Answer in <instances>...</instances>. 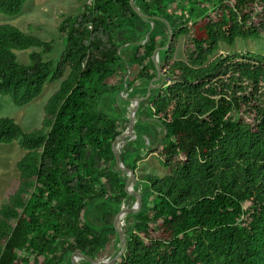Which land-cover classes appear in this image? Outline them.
I'll list each match as a JSON object with an SVG mask.
<instances>
[{"label":"trees","instance_id":"16d2710c","mask_svg":"<svg viewBox=\"0 0 264 264\" xmlns=\"http://www.w3.org/2000/svg\"><path fill=\"white\" fill-rule=\"evenodd\" d=\"M29 1L0 0V15L18 16ZM91 1L59 26L65 49L56 62L45 58L53 42L0 25V97L24 107L61 82L42 128L28 133L0 118V147L20 141L27 152L0 209V264H72L75 253L121 250L111 249L120 242L113 218L132 197L112 146L129 123L118 106L129 103L118 100L126 84L167 134L148 152L126 144L122 161L136 171L156 154L170 175L139 180L148 194L128 216L126 252L114 264H264V54H219L240 40L264 42V0H134L154 18L144 44L151 24L130 0ZM163 20L174 37L159 52L157 79L153 56L169 42ZM24 51L27 64L17 56Z\"/></svg>","mask_w":264,"mask_h":264},{"label":"rangeland","instance_id":"374dc122","mask_svg":"<svg viewBox=\"0 0 264 264\" xmlns=\"http://www.w3.org/2000/svg\"><path fill=\"white\" fill-rule=\"evenodd\" d=\"M91 4L92 1L89 0H31L27 2L18 16L9 17L6 15H0V25H12L16 26L27 34H31L40 38L46 42H53V51L51 54L47 55L45 58L47 61L56 62L62 55L65 49V38L58 31L59 26L63 20L68 16L77 17L80 15L86 4ZM183 43L184 39H181L179 50L177 53V58L182 60L183 55ZM232 52H242V53H258L264 54V42H244L238 41L236 46L230 48L228 46H223L219 51V54L228 55ZM30 51L17 52V56L21 63H28V55ZM161 76L162 71L160 69ZM130 75V72L127 76ZM140 82V81H139ZM137 82L139 85L141 83ZM128 85V84H127ZM61 82L47 84L42 92V94L30 104L24 107H17L10 97H0V118H10L17 122L26 132H32L36 129L42 128V122L44 119V109L49 100L53 95L60 89ZM134 84L132 87L134 88ZM155 87L159 88L162 86V80L159 81ZM156 88V89H157ZM140 91L139 87L136 90ZM151 89V88H150ZM125 93L120 94L118 100L125 99ZM142 108L139 112V118H137V123L135 126V134L123 143L121 147V152L126 144H135L136 147L132 146V151L137 150V154L142 150L149 151V148H153L155 145H150L154 143L155 131L159 132V138L163 136L162 129L151 117H147L150 112V104L148 101L142 103ZM126 106L125 115L128 116L132 107L130 103L127 105L121 101L120 106ZM122 108V107H121ZM137 133V134H136ZM158 144V143H157ZM147 152H145L147 154ZM26 151L21 148L20 141H15L12 144H3L0 147V209L4 204L9 201V197L17 190L19 185L20 173L17 168L18 162L26 155ZM136 154V155H137ZM133 156V153H132ZM134 158V157H133ZM129 159L131 155H129ZM136 174L139 180H142L146 176L164 178L170 175L169 168L165 167L156 154H151L147 158L138 162V167ZM126 180L128 177L125 175ZM140 184V185H139ZM137 189L142 193H145V197L148 194V184L147 183H136ZM133 198H125L123 203L126 207H131L134 203ZM115 217L113 218V220ZM125 225L123 226L125 235L127 237L126 228L133 225V221L128 220V216L125 218ZM114 243V242H113ZM120 246L116 242L115 249L114 244H112L111 249L113 252L116 251L117 247ZM97 260H104L109 258V254H105L103 257H96Z\"/></svg>","mask_w":264,"mask_h":264},{"label":"water","instance_id":"95a60500","mask_svg":"<svg viewBox=\"0 0 264 264\" xmlns=\"http://www.w3.org/2000/svg\"><path fill=\"white\" fill-rule=\"evenodd\" d=\"M132 8L134 9V11L140 16L142 17L144 20L150 22L151 24V30L149 33H147V35L145 36V40L139 44H144L146 42H148L149 37H150V33L154 30L155 27V23L153 22L154 18L153 17H148L147 15H145L144 13H142L140 11V9L135 5L134 0H130ZM164 22H166L167 26H168V30H169V42L168 45L166 47L160 48L158 50H156V52L154 53L153 56V60L154 63L157 67L158 70V78L159 79L161 77V72H160V57H159V52L162 50H165L167 48H169L173 42V37H174V32L173 29L171 27V25L166 21L163 20ZM129 44H126L125 46H128ZM128 80V77L125 78V83ZM128 91V85H125V88L123 90V92L121 94L124 95L125 93V100L127 102L130 103V107H132L129 115L127 116L128 118V127L127 129L120 135L118 136L114 142H113V153L116 159V163L118 168L121 170V172H123V174H125L128 177V181L126 182V193L131 196L135 201L133 203V205L131 207H126L124 204L121 205V209L120 211L117 213V215L115 216L114 219V226L116 228L117 234L119 235L120 238V246H121V250L113 257H109L106 258L104 260H97V258H90L86 255H84L83 253H75L73 254L72 258H71V262L72 264H80L81 261L86 260L88 261V263L90 264H114L122 255H124V253L126 252V248H127V238L124 232V228L123 226L125 225V218L127 216H129L130 214H136L138 213L143 205V196L142 193L139 189H136L135 184L139 183V179L137 177L136 171H133L129 168H127L125 166V164L122 161L121 158V147L123 145V143H125V141L127 139H129L130 137H132L133 134H135V126L137 121V118H139V110H140V104H141V99L140 98H130L128 95L130 94ZM149 97V94H148ZM152 121H154L155 123H157L160 127V129L165 130L164 135L167 134V130L164 127L163 122L156 118V117H152L151 118ZM164 141V136L161 137L160 141L158 142V144H156L155 146H153V149H156L157 147L161 146L162 143Z\"/></svg>","mask_w":264,"mask_h":264},{"label":"bare ground","instance_id":"6f19581e","mask_svg":"<svg viewBox=\"0 0 264 264\" xmlns=\"http://www.w3.org/2000/svg\"><path fill=\"white\" fill-rule=\"evenodd\" d=\"M137 134V133H136Z\"/></svg>","mask_w":264,"mask_h":264}]
</instances>
